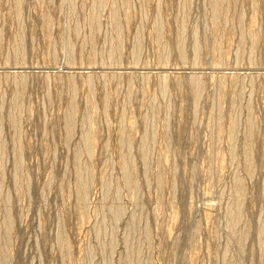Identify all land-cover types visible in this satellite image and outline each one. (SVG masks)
<instances>
[{"label":"rangeland","instance_id":"rangeland-1","mask_svg":"<svg viewBox=\"0 0 264 264\" xmlns=\"http://www.w3.org/2000/svg\"><path fill=\"white\" fill-rule=\"evenodd\" d=\"M0 264H264V0H0Z\"/></svg>","mask_w":264,"mask_h":264},{"label":"bare ground","instance_id":"bare-ground-1","mask_svg":"<svg viewBox=\"0 0 264 264\" xmlns=\"http://www.w3.org/2000/svg\"><path fill=\"white\" fill-rule=\"evenodd\" d=\"M195 86V85H194Z\"/></svg>","mask_w":264,"mask_h":264}]
</instances>
